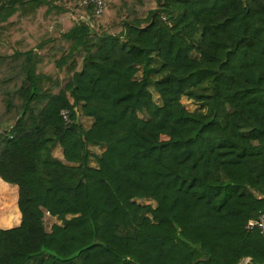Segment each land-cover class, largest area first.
Masks as SVG:
<instances>
[{"label":"trees","instance_id":"trees-1","mask_svg":"<svg viewBox=\"0 0 264 264\" xmlns=\"http://www.w3.org/2000/svg\"><path fill=\"white\" fill-rule=\"evenodd\" d=\"M147 2L0 0V264H264V0Z\"/></svg>","mask_w":264,"mask_h":264},{"label":"crops","instance_id":"crops-1","mask_svg":"<svg viewBox=\"0 0 264 264\" xmlns=\"http://www.w3.org/2000/svg\"><path fill=\"white\" fill-rule=\"evenodd\" d=\"M8 194L13 202L12 208L8 209L3 215L0 216V227L10 228L16 226L20 222V211L17 205L18 191L17 187L11 183L5 182L0 178V197Z\"/></svg>","mask_w":264,"mask_h":264},{"label":"rangeland","instance_id":"rangeland-1","mask_svg":"<svg viewBox=\"0 0 264 264\" xmlns=\"http://www.w3.org/2000/svg\"><path fill=\"white\" fill-rule=\"evenodd\" d=\"M155 7H157V4H156L155 0H148V2L140 9L139 15L144 17L149 9H152V8H155ZM5 48H6L5 45H0V51H3ZM149 89L152 92L153 98L158 101V94L155 91V89L153 88L152 84H150ZM182 101H183V103L185 104V106L188 109H192V108L195 107V104L192 101H190V100H187V99L183 98ZM82 121L84 122L85 125L88 124V120H86L85 118H82ZM93 151H99V149L96 148V149H93ZM54 155H56V156H60L61 155L60 148H56L54 150ZM141 202L142 203H148V202H151V201L142 200ZM54 221H55L54 217L48 215L47 213L45 214L44 223H45V226H46V228L48 230L50 229V226H51V224Z\"/></svg>","mask_w":264,"mask_h":264},{"label":"built area","instance_id":"built-area-1","mask_svg":"<svg viewBox=\"0 0 264 264\" xmlns=\"http://www.w3.org/2000/svg\"><path fill=\"white\" fill-rule=\"evenodd\" d=\"M83 3H94L97 13H100L105 6V0H83ZM62 114L66 118V111L62 110ZM247 226L250 228L257 227L264 242V213H260L256 219L249 220Z\"/></svg>","mask_w":264,"mask_h":264}]
</instances>
